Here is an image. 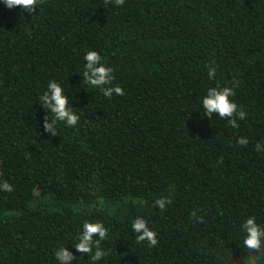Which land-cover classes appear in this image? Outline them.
<instances>
[{
	"label": "trees",
	"instance_id": "1",
	"mask_svg": "<svg viewBox=\"0 0 264 264\" xmlns=\"http://www.w3.org/2000/svg\"><path fill=\"white\" fill-rule=\"evenodd\" d=\"M114 2L0 3V184L13 187L0 191V264H57L60 247L67 264H264L243 226L264 229V0ZM90 49L111 85L87 82ZM51 80L76 126L49 127ZM209 87L234 88L246 116L206 114ZM139 216L156 245L137 242ZM85 222L107 232L80 252Z\"/></svg>",
	"mask_w": 264,
	"mask_h": 264
},
{
	"label": "clouds",
	"instance_id": "2",
	"mask_svg": "<svg viewBox=\"0 0 264 264\" xmlns=\"http://www.w3.org/2000/svg\"><path fill=\"white\" fill-rule=\"evenodd\" d=\"M0 3L6 5L9 9L15 7H22L28 11H33L34 6H38L40 0H0ZM124 4V0H115L114 6L120 8ZM85 62L84 66L89 70L85 73L86 80L89 84L96 88H100L104 85H111L114 77L112 75L113 69L106 67L103 64V57L101 54L90 49L83 56ZM215 68H209L208 77L211 79L215 76ZM47 89L50 94H46L41 99H43L46 107L51 109V113H55L53 117V125L55 126L56 121H66L68 125L76 126L78 124V115L75 111L70 110L68 107V98L64 93V89L61 84L56 80H51L48 82ZM124 95V90L120 86L108 87L106 89V95ZM235 89L230 87H209L207 88V95L203 97L202 103L206 114H211L213 112L218 113L220 117H233L234 114L239 115L241 119L246 116L245 111L240 109L238 105L230 99V97L235 96ZM232 125L238 127L236 121L232 120ZM241 145H246L248 139L241 137L239 140ZM0 191L12 192L13 187L8 182L0 184ZM167 197L162 199H157L152 210L156 207L163 210L166 207ZM247 235L244 239V244L249 249H259L264 245V229L258 225L256 218L248 217L243 224ZM132 229L137 234V242L147 241L149 246H154L158 243L156 238V232L149 228L146 224L144 217L139 216L132 223ZM83 235L79 237L80 243L76 245V248L80 252L90 251V244L93 241L94 235L98 234L100 238H104L107 230L102 223L85 222L82 226ZM103 254L98 252L96 258L99 259ZM72 258L71 253L65 247H60L55 251V260L57 264H67Z\"/></svg>",
	"mask_w": 264,
	"mask_h": 264
}]
</instances>
